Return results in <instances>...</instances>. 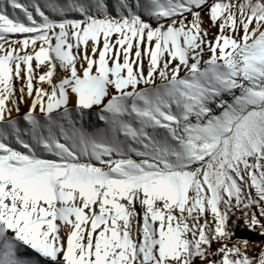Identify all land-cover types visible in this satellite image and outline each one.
Returning <instances> with one entry per match:
<instances>
[{"label":"snow or ice","instance_id":"1","mask_svg":"<svg viewBox=\"0 0 264 264\" xmlns=\"http://www.w3.org/2000/svg\"><path fill=\"white\" fill-rule=\"evenodd\" d=\"M0 264H264V0H0Z\"/></svg>","mask_w":264,"mask_h":264},{"label":"bare ground","instance_id":"2","mask_svg":"<svg viewBox=\"0 0 264 264\" xmlns=\"http://www.w3.org/2000/svg\"><path fill=\"white\" fill-rule=\"evenodd\" d=\"M21 108H22V113L21 114H23V105L21 106Z\"/></svg>","mask_w":264,"mask_h":264}]
</instances>
